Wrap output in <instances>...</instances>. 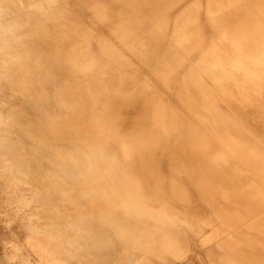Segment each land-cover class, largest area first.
Returning a JSON list of instances; mask_svg holds the SVG:
<instances>
[{
  "label": "bare ground",
  "instance_id": "obj_1",
  "mask_svg": "<svg viewBox=\"0 0 264 264\" xmlns=\"http://www.w3.org/2000/svg\"><path fill=\"white\" fill-rule=\"evenodd\" d=\"M0 160L49 264H264V0H0Z\"/></svg>",
  "mask_w": 264,
  "mask_h": 264
},
{
  "label": "rangeland",
  "instance_id": "obj_2",
  "mask_svg": "<svg viewBox=\"0 0 264 264\" xmlns=\"http://www.w3.org/2000/svg\"><path fill=\"white\" fill-rule=\"evenodd\" d=\"M8 177L0 166V264H49L52 261L46 249L36 238L31 239L26 225L28 209L18 205L22 197L12 193L14 182Z\"/></svg>",
  "mask_w": 264,
  "mask_h": 264
}]
</instances>
